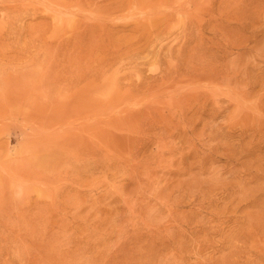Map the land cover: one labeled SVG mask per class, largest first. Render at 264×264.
<instances>
[{"label":"rangeland","instance_id":"1","mask_svg":"<svg viewBox=\"0 0 264 264\" xmlns=\"http://www.w3.org/2000/svg\"><path fill=\"white\" fill-rule=\"evenodd\" d=\"M0 264H264V0H0Z\"/></svg>","mask_w":264,"mask_h":264}]
</instances>
